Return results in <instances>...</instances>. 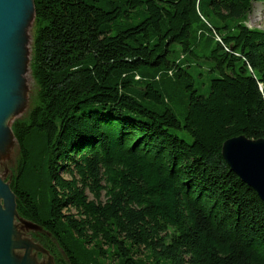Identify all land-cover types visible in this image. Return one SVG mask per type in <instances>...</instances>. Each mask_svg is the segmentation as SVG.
Wrapping results in <instances>:
<instances>
[{
    "label": "trees",
    "instance_id": "obj_1",
    "mask_svg": "<svg viewBox=\"0 0 264 264\" xmlns=\"http://www.w3.org/2000/svg\"><path fill=\"white\" fill-rule=\"evenodd\" d=\"M254 2L33 0L10 188L55 264H264V202L221 154L264 139Z\"/></svg>",
    "mask_w": 264,
    "mask_h": 264
},
{
    "label": "rangeland",
    "instance_id": "obj_2",
    "mask_svg": "<svg viewBox=\"0 0 264 264\" xmlns=\"http://www.w3.org/2000/svg\"><path fill=\"white\" fill-rule=\"evenodd\" d=\"M262 4V2H254L253 10L246 21L248 27L264 30V6ZM33 27L34 10L32 0H29L27 7L24 9L22 20L17 21L13 33L14 48L9 70L13 72L12 81L14 82H10L11 89L7 92V111L8 115H11V119L7 123H0V180L6 186V194L2 199L0 198V205L7 210L11 218L12 247L10 249V260L14 264H55L49 250L40 242L41 230L17 215L15 199L10 188L12 169L18 155V147L11 125L15 119L23 117L28 112L36 90L30 69ZM172 56L180 59L181 54L176 50V53L171 54ZM212 75V73L203 72L202 76L198 77L199 81L201 80L204 83L200 87L196 84L198 93L207 92L209 78ZM54 249L58 250L55 253H59L65 260L57 245ZM140 252L139 256L142 259H150L151 256L148 251L140 250Z\"/></svg>",
    "mask_w": 264,
    "mask_h": 264
},
{
    "label": "water",
    "instance_id": "obj_3",
    "mask_svg": "<svg viewBox=\"0 0 264 264\" xmlns=\"http://www.w3.org/2000/svg\"><path fill=\"white\" fill-rule=\"evenodd\" d=\"M28 2L0 0V123H7L11 117L7 111V92L11 89L10 82H14L13 72L9 70L14 48L13 33ZM32 4L34 10L33 0ZM221 154L229 168L264 202V139H249L243 135L229 138L222 144ZM5 188L0 180L1 199L6 194ZM11 227L9 213L0 205V264H14L10 260Z\"/></svg>",
    "mask_w": 264,
    "mask_h": 264
},
{
    "label": "bare ground",
    "instance_id": "obj_4",
    "mask_svg": "<svg viewBox=\"0 0 264 264\" xmlns=\"http://www.w3.org/2000/svg\"><path fill=\"white\" fill-rule=\"evenodd\" d=\"M10 119H11V117H10ZM10 119H9V120H10Z\"/></svg>",
    "mask_w": 264,
    "mask_h": 264
}]
</instances>
